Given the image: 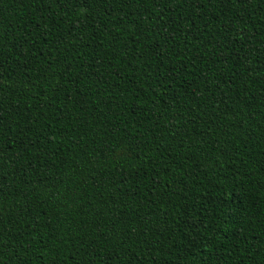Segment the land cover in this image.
<instances>
[{"label": "trees", "instance_id": "trees-1", "mask_svg": "<svg viewBox=\"0 0 264 264\" xmlns=\"http://www.w3.org/2000/svg\"><path fill=\"white\" fill-rule=\"evenodd\" d=\"M0 264H264V0H0Z\"/></svg>", "mask_w": 264, "mask_h": 264}]
</instances>
